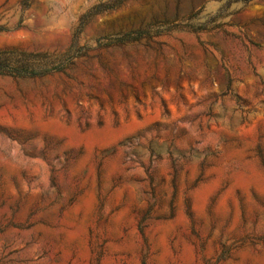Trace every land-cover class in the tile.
Masks as SVG:
<instances>
[{
    "label": "rangeland",
    "instance_id": "obj_1",
    "mask_svg": "<svg viewBox=\"0 0 264 264\" xmlns=\"http://www.w3.org/2000/svg\"><path fill=\"white\" fill-rule=\"evenodd\" d=\"M0 264H264V0H0Z\"/></svg>",
    "mask_w": 264,
    "mask_h": 264
}]
</instances>
